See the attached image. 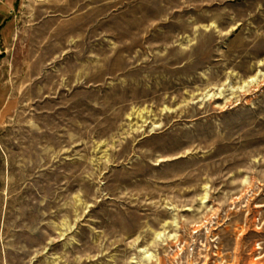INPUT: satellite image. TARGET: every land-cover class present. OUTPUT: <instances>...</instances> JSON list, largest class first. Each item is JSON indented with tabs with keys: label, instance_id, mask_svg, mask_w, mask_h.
Segmentation results:
<instances>
[{
	"label": "rangeland",
	"instance_id": "374dc122",
	"mask_svg": "<svg viewBox=\"0 0 264 264\" xmlns=\"http://www.w3.org/2000/svg\"><path fill=\"white\" fill-rule=\"evenodd\" d=\"M0 20V264H264V0Z\"/></svg>",
	"mask_w": 264,
	"mask_h": 264
},
{
	"label": "crops",
	"instance_id": "0c3cea01",
	"mask_svg": "<svg viewBox=\"0 0 264 264\" xmlns=\"http://www.w3.org/2000/svg\"><path fill=\"white\" fill-rule=\"evenodd\" d=\"M3 24V20H0V26ZM0 44H1V38H0Z\"/></svg>",
	"mask_w": 264,
	"mask_h": 264
}]
</instances>
